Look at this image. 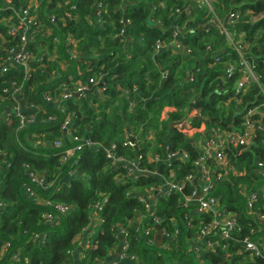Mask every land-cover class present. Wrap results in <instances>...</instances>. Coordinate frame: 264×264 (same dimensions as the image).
Listing matches in <instances>:
<instances>
[{"label": "trees", "instance_id": "16d2710c", "mask_svg": "<svg viewBox=\"0 0 264 264\" xmlns=\"http://www.w3.org/2000/svg\"><path fill=\"white\" fill-rule=\"evenodd\" d=\"M23 8L36 20L38 33L26 47L32 58L29 79L23 82V73L13 67L0 75V264H101L119 246V229L127 233V255L134 261L128 258L115 264H199L187 240L193 232L179 221L193 215L187 207L177 206L176 196L158 197L155 215L161 229L171 234L172 220H178L180 236L164 238L159 246L148 244L144 230L155 234V229L142 218L143 203L129 195L135 190L131 182L115 179L122 168L112 165L108 149L98 146L79 153L76 176L67 178L70 168L59 162L64 148H54L53 142L63 138L60 127L70 118L74 135L99 145L107 142L115 147L114 158L132 160L137 150L123 146L131 134L144 154L141 167L165 177L167 165L148 158L165 160L168 147L186 151L188 161L172 163L175 176L181 178L196 172L191 161L199 154L191 134L208 136L212 128L236 129L252 109L258 111L252 119L260 120L263 129L245 150L229 154L240 175L218 182L214 190L220 204L235 212L242 230L227 243V250L201 251V255L209 264H226L225 254L230 258L227 264H264V258L251 260L236 245L247 236L255 239L250 230L259 228L246 213L240 186L251 192L264 183L254 172L256 161L264 165V0L212 1L213 12L221 20L231 11L239 14L228 29L234 47L242 49L257 77L256 83L237 94L240 74L228 78L226 69L230 63L238 64V57L225 36L207 25L213 15L199 9L197 0H0V20L14 17ZM20 37L9 36L7 25L0 22L1 60L7 50L21 47ZM69 40L75 43L74 59L68 53L73 47ZM157 41L166 48L156 51ZM184 47L190 49L189 55ZM90 79L104 85L101 95L74 94L59 107L42 100L45 93L57 96L62 86L73 90L74 83L88 85ZM12 81L23 85L26 105L39 112L34 123L20 127L13 112ZM186 119L195 129L178 131L175 125ZM29 171L44 175L53 187L43 191L32 184ZM157 183L158 178L149 173L135 180L138 191ZM27 185L39 201L25 192ZM104 198L107 203L96 221L91 205ZM45 201L71 210L59 213ZM255 209L264 212V201L260 199ZM50 213L56 214V223L44 222V215ZM83 240L89 241L88 249L82 247Z\"/></svg>", "mask_w": 264, "mask_h": 264}, {"label": "built area", "instance_id": "2783aa9c", "mask_svg": "<svg viewBox=\"0 0 264 264\" xmlns=\"http://www.w3.org/2000/svg\"><path fill=\"white\" fill-rule=\"evenodd\" d=\"M212 1L213 0H197L199 3L198 8H205L209 13H212V19L207 25L215 26L219 30V33L225 36L227 41H230L232 39V33L229 31L228 26L235 24L239 19V14L231 11L227 14L225 20H221L213 12ZM53 20L54 17L51 18V21ZM0 22L7 25V34L9 36L16 37L21 34V47L19 49L7 50L5 52V58L2 60L0 59V75L9 71L13 67L16 68L15 70L18 69L20 73H23V82H25L29 79L30 68L28 61L32 59L26 52V47L33 40L35 34L38 33L34 28V25H37L36 20L31 17L27 8H23L16 11L14 17L8 20H0ZM173 36H178L177 30H174ZM69 41H71L70 43L73 47L68 53L70 58L74 59L77 56V51L74 47L75 43L73 40ZM3 43V41L0 42V50L3 47ZM230 43L235 50L233 51L238 57V64H228L226 73L228 78L233 76L235 72L240 74L235 85L237 94L240 91H245L246 86L251 82L256 83L257 77L254 71V66L245 59V54L242 52V49L237 46L234 47L232 41ZM164 48H166V45L163 42L157 41L155 43L156 51L159 52ZM187 50V52H189V49ZM72 86L76 88L72 90L66 85L62 86V92L57 96L50 92L43 94V102L49 106L59 107V104L62 101L71 98L74 94L78 97L85 98V94L89 91L93 92L95 95H101L102 90L104 89V85L101 82L99 83V79H90L88 85L76 82ZM10 93L15 102L13 112L19 119L20 127H23L28 123H34L39 116V112L37 110H32L30 106L26 105L27 102L22 96L24 93L23 85H18L15 82L11 83ZM262 95L264 96V90H262ZM22 100L24 101V108L20 106V101ZM29 109L31 110L28 111ZM26 112L32 114L28 115ZM257 113V109L249 110L243 117L241 125L236 129L226 131L212 128L209 130L208 136H200V139L196 144L192 143L196 152L199 154V157L191 161V166L196 169V172L187 174L181 178L175 176V170H173L174 165L172 163H181L189 160L188 153L182 149L173 151L168 147V153L165 160H160L157 156L153 157L152 155L148 158L150 162L166 164L169 168L168 177H165L162 173H159V171L149 172L147 169L141 167L144 154L141 152L142 150L138 148L139 146L136 144L131 134H129V137H127L123 146L137 150L134 159L126 160L124 158H114V146H111L107 150V157L112 159V165H120L122 168V172H119L115 177L117 181H130L131 185L136 187L135 180L140 175L149 173L158 178V183L155 186L149 187L145 191L136 190L134 192L131 190L134 193L129 192V195H132L138 199L139 202L143 203L146 214L143 215L142 218H147L151 226L155 229V234H152V229L146 228L144 230L146 243L151 244L156 241V227H160V219L155 215L156 199L162 196L167 198L176 196L177 206L187 207L191 215H193V219L184 216L183 218H180L179 221L186 230H191L193 232L192 237L187 240L192 244L190 251L196 255L199 264H209L202 259L201 251L215 254L218 249L227 250L229 248L227 243L234 240V234L240 233L242 227L237 221L235 212L228 210L225 206L220 204L219 199L214 194V190L218 182L230 181L232 177L240 175V172L237 170L233 162L230 161L229 154L233 153V151L238 148L240 151L245 150L251 142H253L256 132L263 129L260 120L257 121L252 119V116ZM49 119L51 121L55 120V118ZM71 123V119L67 118L60 127L63 136L66 137V149L62 152L59 162L60 165L68 166L70 168L67 172V178L76 176L74 166L79 159V153L85 149L103 146L84 137L74 135L70 130ZM190 124L191 120L186 119L178 122L175 126L178 131L186 133L195 129L191 128ZM58 140L59 141L53 143L54 148H59L61 146L62 141L60 139ZM255 167V174L258 177L264 178V165L261 162L256 161ZM126 168L129 171L128 176L125 175ZM27 176L32 184L41 187L43 191L50 190L53 187V183H49L44 175L41 176L35 172L29 171L27 172ZM25 192L30 197L38 199V201L40 200L38 195L28 185L25 187ZM240 193L246 198L247 215L255 220L259 225V228L250 230L251 234L256 235L255 239H251L247 236L241 241H237L238 244L236 245H238V247H240L251 260L255 258H264V212H258L257 209H255V206L260 199L264 201V183L251 192H247L245 187L240 186ZM106 203L107 198H104L91 205V216L96 219V221L100 220L99 214ZM45 204L49 207H53L59 213H67L71 210V206L65 204H54L49 201H45ZM193 220L197 221V223L195 224ZM179 221L176 219L172 220V225L174 227V232L172 234L166 230H162L160 227L162 240L164 238L180 236L181 226ZM44 222L56 223V214H45ZM118 232L121 238L119 261L128 258L130 261H134L133 257H128L127 255L128 245L125 241L127 233L122 229H119ZM82 247L84 250L88 249L90 247L89 241L83 240ZM224 258L227 264L230 259L229 255L225 254Z\"/></svg>", "mask_w": 264, "mask_h": 264}, {"label": "rangeland", "instance_id": "374dc122", "mask_svg": "<svg viewBox=\"0 0 264 264\" xmlns=\"http://www.w3.org/2000/svg\"><path fill=\"white\" fill-rule=\"evenodd\" d=\"M197 3H198V2H197ZM198 4H199V3H198ZM226 16H227V15H226ZM207 24H209V22H208ZM232 40H233V39H231V40L228 41V42H231ZM228 44H229V46L231 47V45H230L231 43H228ZM187 49H188V48H185V47H184V53L189 55V54H190V49H189V52H187V51H188ZM23 106H24V105H23ZM189 138L192 140L191 143L196 144V143L198 142V140L200 139V135L194 133V134H191ZM60 140L62 141V144H61V146H60L58 149H60V148H64V149H66V148H65V144H66V141H65V140H66V137L63 136V138L60 139ZM56 141H59V140H55L53 143H55ZM251 143H252V142H251ZM38 144H39V142H37L35 146H38ZM128 174H129V171H128V169L126 168V173H125V175L128 176ZM41 176H43V175H41ZM134 188H135V190H132V189H131V190L135 192V191L137 190V187H134ZM131 190H130L129 192H130V193H134V192H132ZM141 191H142V190H141ZM137 200H138V199H137Z\"/></svg>", "mask_w": 264, "mask_h": 264}, {"label": "water", "instance_id": "95a60500", "mask_svg": "<svg viewBox=\"0 0 264 264\" xmlns=\"http://www.w3.org/2000/svg\"><path fill=\"white\" fill-rule=\"evenodd\" d=\"M23 105H24V101L22 100V101H20V106L23 107ZM7 112H8V111H7ZM31 112H32V111H31ZM171 127H172V125H171ZM103 147H105V148H107V149L110 148V146H109V144H108L107 142H105V143L103 144ZM156 230H157V235H156V236H157V239H156V241H155V244H156L157 246H159V245L161 244V241H162L160 227L157 226V227H156ZM120 252H121V238H120V244H119V246L117 247L115 253H116V255H119Z\"/></svg>", "mask_w": 264, "mask_h": 264}, {"label": "crops", "instance_id": "0c3cea01", "mask_svg": "<svg viewBox=\"0 0 264 264\" xmlns=\"http://www.w3.org/2000/svg\"><path fill=\"white\" fill-rule=\"evenodd\" d=\"M8 1V0H6ZM157 235V233H156ZM155 235L156 239H157V236ZM119 261V255H116L115 251L114 253L108 258V260L106 262H103L101 264H115L116 262Z\"/></svg>", "mask_w": 264, "mask_h": 264}]
</instances>
